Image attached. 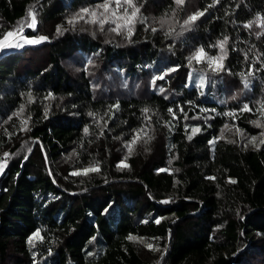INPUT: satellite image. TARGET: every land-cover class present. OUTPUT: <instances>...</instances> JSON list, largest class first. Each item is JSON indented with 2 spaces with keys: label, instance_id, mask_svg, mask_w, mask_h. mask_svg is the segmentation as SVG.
Instances as JSON below:
<instances>
[{
  "label": "trees",
  "instance_id": "trees-1",
  "mask_svg": "<svg viewBox=\"0 0 264 264\" xmlns=\"http://www.w3.org/2000/svg\"><path fill=\"white\" fill-rule=\"evenodd\" d=\"M103 2L0 0V38L30 10L39 25L27 37H48L0 61V264L263 257L264 0H134L147 22L130 39L110 24L67 23ZM225 37L223 71H209L207 57L189 66L201 47L220 55ZM192 72L206 76L203 89L188 87ZM37 231L43 239L29 244Z\"/></svg>",
  "mask_w": 264,
  "mask_h": 264
},
{
  "label": "snow or ice",
  "instance_id": "snow-or-ice-1",
  "mask_svg": "<svg viewBox=\"0 0 264 264\" xmlns=\"http://www.w3.org/2000/svg\"><path fill=\"white\" fill-rule=\"evenodd\" d=\"M175 6L177 8H180L185 4V0H173ZM215 3H218L219 0H214ZM113 5H115L113 7ZM123 9V11H121ZM131 9V11H129ZM140 13V7L136 6L134 3V0H104L103 3L97 4L94 8H83L81 9L74 17L69 19L67 23L69 25H72L73 28H75V25L81 21L84 20L85 23L91 24L98 26V29L100 32L105 31V25L110 24L114 25V27H110L108 29L109 32H114L117 35H120L122 32L127 34V38L130 39L131 34L133 33L134 26L137 22L144 24L147 21L145 20L144 17L139 16ZM175 13H173L174 15ZM205 13L204 11H199L196 12L192 15H190L185 21H184V26H190L192 23L197 21L201 16H203ZM28 16L30 17V21H25L21 22V25L13 30V31H8L5 34H3L2 38H0V51H3L5 49H20L24 48L25 45H36L40 44L44 41L48 40V37L46 36H37L34 38H29L27 36L23 35L24 27H28L32 29L33 31L36 30V25H37V19H36V14L33 11L28 12ZM87 18V19H85ZM161 26H163L166 23H170L169 20L167 19H161L159 21ZM245 27L250 28L251 24H246ZM260 27H264V22L260 23ZM157 29L153 28L152 31H156ZM57 34H63V30L61 28H57ZM170 34V33H169ZM228 42V38L225 37L222 41L218 42L217 45L214 47H219L221 50V54L218 56L214 57H209L207 56V53L205 52V49L203 47L199 48L196 50L193 55H191L189 59V66H191V63L193 60H195L197 63L203 62L205 60V57H207V64H208V70L213 72V73H219L224 70V65H223V59L226 58V52L224 51V47ZM170 71H175V69H171ZM242 77H244V74H240ZM248 75H252L251 72L248 73ZM157 79H163V76L157 77ZM244 86L247 88L248 87V80L246 77L243 79ZM206 83V76L201 74L199 76V83L198 86L203 89L205 87ZM30 95V94H29ZM116 107H119L116 105ZM260 110L264 112V101L260 102ZM144 113H147L149 109L145 108L142 110ZM172 109H169V112H172ZM181 112H183V109H180ZM241 111H251L249 106L245 104ZM47 113H45L46 115ZM90 116L93 115V113H89ZM175 116V113H173ZM229 115H235L234 113H231ZM27 124V121L24 122ZM260 126V125H257ZM225 128H228V125H225ZM23 130H27V128H24ZM144 130L141 129L136 132V135L132 138L131 142L126 144L125 147L128 149V153L131 154L132 152V145L136 144L137 140L141 138V132ZM193 132H198L199 128H193ZM239 131V130H237ZM84 133L87 135L88 134V128L84 129ZM264 135V134H262ZM146 136V133H145ZM150 139V138H148ZM148 139H145V143L148 142ZM189 139H191V136H189ZM256 138L253 137L251 139V143H255ZM216 141L213 140L212 143H215ZM261 143H264V140L261 141ZM8 154H5V157H7ZM128 165L126 164H121L119 167H127ZM6 167V159L4 161H0V173H3L4 168ZM91 171H99L98 166H93L91 168H86L83 169V172H73L72 175H87ZM160 171H164L161 169ZM235 181H233L234 183ZM162 203H169V201H161ZM156 223H159L160 221L157 220L155 221ZM36 238H40L41 240L43 239L40 235V232L37 231L33 238L30 239L28 242L29 244L33 243V240ZM129 239H134L133 237H129ZM149 248H151V245H148Z\"/></svg>",
  "mask_w": 264,
  "mask_h": 264
},
{
  "label": "rangeland",
  "instance_id": "rangeland-1",
  "mask_svg": "<svg viewBox=\"0 0 264 264\" xmlns=\"http://www.w3.org/2000/svg\"><path fill=\"white\" fill-rule=\"evenodd\" d=\"M37 19V18H36ZM25 21H30V17L28 18V19H26ZM25 21H23V22H25ZM21 25V23H19V24H17V26L13 29V30H15V29H17L19 26ZM38 25H39V22H38V19H37V25H36V30L35 31H37V29H38ZM113 27H114V25H112ZM28 27H24V30L25 29H27ZM12 30V31H13ZM35 31H33V32H35ZM30 38V37H29ZM34 38V37H33ZM45 42H47V41H44V42H42V43H40V44H36V45H31V46H38V45H41V44H43V43H45ZM26 46V45H25ZM25 48V47H24ZM21 49H23V48H20V50ZM201 75V73H191L190 74V76H189V79H188V87H191V86H193V85H196V86H198V83H199V76ZM206 84V83H205ZM199 87V86H198ZM5 160V158L3 157V158H1V160L0 161H4ZM6 170H7V163H6V167L4 168V171H3V173H0V178H2L3 176H4V174H5V172H6ZM261 256V255H260ZM264 264V256L262 257H258V258H256V260H254V261H252L251 263H250V261L248 262V264Z\"/></svg>",
  "mask_w": 264,
  "mask_h": 264
},
{
  "label": "water",
  "instance_id": "water-1",
  "mask_svg": "<svg viewBox=\"0 0 264 264\" xmlns=\"http://www.w3.org/2000/svg\"><path fill=\"white\" fill-rule=\"evenodd\" d=\"M29 31H33V30L30 29V28H27V29H25V30L23 31V35H24V36H27V34H28ZM19 50H20V49H5V50H3V51H0V61H1L3 58H5L6 56H8V55H10V54H13V53H15V52H17V51H19ZM2 179H3V177L0 178V183L2 182ZM0 192H1V186H0Z\"/></svg>",
  "mask_w": 264,
  "mask_h": 264
}]
</instances>
